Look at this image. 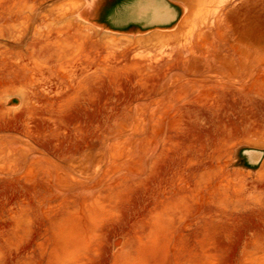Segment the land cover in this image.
Here are the masks:
<instances>
[{"label":"rangeland","instance_id":"rangeland-1","mask_svg":"<svg viewBox=\"0 0 264 264\" xmlns=\"http://www.w3.org/2000/svg\"><path fill=\"white\" fill-rule=\"evenodd\" d=\"M176 1L132 37L97 0H0V264H264V0L182 51Z\"/></svg>","mask_w":264,"mask_h":264},{"label":"crops","instance_id":"crops-1","mask_svg":"<svg viewBox=\"0 0 264 264\" xmlns=\"http://www.w3.org/2000/svg\"><path fill=\"white\" fill-rule=\"evenodd\" d=\"M98 24L109 33L143 37L178 28L186 11L176 0H97Z\"/></svg>","mask_w":264,"mask_h":264},{"label":"bare ground","instance_id":"bare-ground-1","mask_svg":"<svg viewBox=\"0 0 264 264\" xmlns=\"http://www.w3.org/2000/svg\"><path fill=\"white\" fill-rule=\"evenodd\" d=\"M191 1V0H190ZM197 4V9L198 12V21L194 22V20L192 19V22L193 24L191 25L189 31L187 30L184 31V33L186 32V36L183 37V41H181L180 39L178 40L179 42V47H180V50H184V49H187V47L189 48H192L191 47V44H193L194 42V39L196 38V34L197 32H201L200 36H205L206 33H205V30H209L210 27H213L219 20V18H221L222 14H223V11L227 8V6H229L231 3H232V0H194ZM244 4V3H243ZM192 5V8H193V4ZM195 5V3H194ZM247 6V5H246ZM191 7V6H190ZM247 7L245 8L244 7V11H247L246 10ZM191 10V9H190ZM195 10V11H196ZM241 10V9H240ZM189 11V10H188ZM194 11V12H195ZM193 12V13H194ZM243 12V11H242ZM248 12V11H247ZM247 15V14H246ZM195 17V16H194ZM242 17H244L242 15ZM234 18V17H232ZM241 18V17H240ZM188 19V18H187ZM242 19V18H241ZM244 21V20H243ZM181 23V22H180ZM241 23V22H240ZM182 24V23H181ZM189 24H191L189 22ZM188 25V24H187ZM184 26V25H183ZM185 27V26H184ZM183 27V28H184ZM189 28V25L188 27H186V29ZM212 29V28H211ZM210 29V30H211ZM204 31V32H203ZM185 35V34H184ZM176 36V35H175ZM261 37V36H260ZM176 38V37H175ZM165 40V39H164ZM167 41V40H166ZM176 41V40H175ZM170 42V41H169ZM163 44V43H162ZM171 44V43H170ZM169 44V46H170ZM173 44V43H172ZM152 45V44H151ZM166 45V44H165ZM176 45V44H175ZM164 44L162 45V47L159 49V52L157 53H151L149 51V53L147 54V59L149 61H158L160 60L161 58L163 57H167V58H171L173 56V53L176 51V48H173V46H170V50H166L164 49ZM168 47V46H167ZM157 50V49H156ZM181 50V51H182ZM262 58V57H261Z\"/></svg>","mask_w":264,"mask_h":264}]
</instances>
